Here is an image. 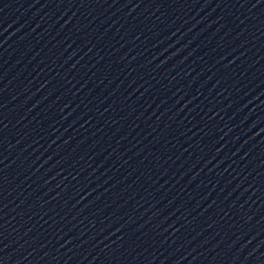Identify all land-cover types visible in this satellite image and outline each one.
<instances>
[{"label": "water", "instance_id": "water-1", "mask_svg": "<svg viewBox=\"0 0 264 264\" xmlns=\"http://www.w3.org/2000/svg\"><path fill=\"white\" fill-rule=\"evenodd\" d=\"M0 264H264V0H0Z\"/></svg>", "mask_w": 264, "mask_h": 264}]
</instances>
